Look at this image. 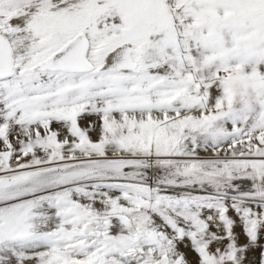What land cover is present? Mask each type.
<instances>
[{"label": "snow or ice", "instance_id": "snow-or-ice-1", "mask_svg": "<svg viewBox=\"0 0 264 264\" xmlns=\"http://www.w3.org/2000/svg\"><path fill=\"white\" fill-rule=\"evenodd\" d=\"M0 264H264V0H0Z\"/></svg>", "mask_w": 264, "mask_h": 264}, {"label": "rangeland", "instance_id": "rangeland-1", "mask_svg": "<svg viewBox=\"0 0 264 264\" xmlns=\"http://www.w3.org/2000/svg\"><path fill=\"white\" fill-rule=\"evenodd\" d=\"M236 233L239 234V243L240 244H244L246 243V238L244 237L243 233H242V229L241 226L239 225V223H237V226L235 228ZM189 259H194V253H190L189 254Z\"/></svg>", "mask_w": 264, "mask_h": 264}]
</instances>
